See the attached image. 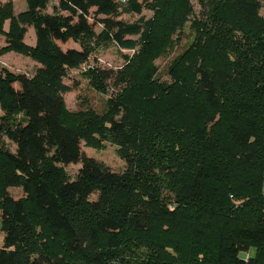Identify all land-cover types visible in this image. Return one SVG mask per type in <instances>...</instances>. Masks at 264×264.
<instances>
[{"label": "trees", "instance_id": "obj_1", "mask_svg": "<svg viewBox=\"0 0 264 264\" xmlns=\"http://www.w3.org/2000/svg\"><path fill=\"white\" fill-rule=\"evenodd\" d=\"M26 3L18 15L0 3V57L40 64L29 77L0 62V264H264L261 0H200L201 16L190 0ZM145 9L151 18L121 19ZM189 23L192 41L161 81L156 62ZM110 45L134 54L117 72L84 73L115 89L106 110L69 111L68 72ZM83 144L116 146L126 169Z\"/></svg>", "mask_w": 264, "mask_h": 264}, {"label": "rangeland", "instance_id": "obj_2", "mask_svg": "<svg viewBox=\"0 0 264 264\" xmlns=\"http://www.w3.org/2000/svg\"><path fill=\"white\" fill-rule=\"evenodd\" d=\"M193 5L194 13L197 16H201L203 8L200 5V0H190ZM2 5L13 3L14 12L16 15L24 12L27 9L26 0H0ZM262 9L261 15L264 16V0H261ZM153 16L151 10L145 9L141 15L137 14H126L121 17L126 22L133 23L145 17L149 19ZM191 23L184 29V33L180 35V44L175 47L168 55L160 58L156 62L158 67V77L161 81L169 82L170 77L168 75V68L171 62L179 56L192 41V30L190 28ZM5 30H9V22L5 25ZM102 26L98 25L96 31L100 33ZM25 42L30 46L36 45V36L33 27H29L28 33L25 38ZM0 45L6 46V39L0 36ZM63 50L71 48L80 49V45L77 43L69 42L68 44L61 45ZM134 51L121 50L115 45L108 47H100L96 52L90 55L88 62L83 65L79 70H71L65 79V83L71 88V91L64 95L65 104L69 111L78 112L84 110H95L98 113H103L107 108V101L113 95L115 89L111 87L107 95L98 92L96 89L91 87L89 80L84 76V73L91 67H98L103 70H110L117 72L123 68L126 64L125 56H132ZM1 66L8 69L15 74H26L29 77H33L37 70L40 68V64L30 58L29 56L17 53L9 52L4 56L0 57ZM2 113L0 112V116ZM14 149V147H13ZM83 150L88 157L97 159L98 161L106 164L110 169L115 172L121 173L126 169L125 161L119 156L116 146L106 144L101 150L89 148L83 144ZM67 173L71 179H75L81 169V164H71L65 166ZM12 195L15 198L23 197V191L20 189H12ZM4 234L1 229L0 221V247L3 246ZM250 256L255 255V250L252 249L249 253Z\"/></svg>", "mask_w": 264, "mask_h": 264}, {"label": "built area", "instance_id": "obj_3", "mask_svg": "<svg viewBox=\"0 0 264 264\" xmlns=\"http://www.w3.org/2000/svg\"><path fill=\"white\" fill-rule=\"evenodd\" d=\"M242 259L245 260V261H248V255L247 254L242 255Z\"/></svg>", "mask_w": 264, "mask_h": 264}]
</instances>
